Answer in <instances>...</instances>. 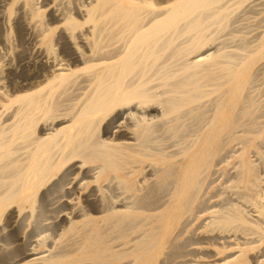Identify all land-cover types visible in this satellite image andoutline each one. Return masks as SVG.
Returning <instances> with one entry per match:
<instances>
[{"label":"bare ground","instance_id":"1","mask_svg":"<svg viewBox=\"0 0 264 264\" xmlns=\"http://www.w3.org/2000/svg\"><path fill=\"white\" fill-rule=\"evenodd\" d=\"M0 4V264H264V0Z\"/></svg>","mask_w":264,"mask_h":264},{"label":"rangeland","instance_id":"2","mask_svg":"<svg viewBox=\"0 0 264 264\" xmlns=\"http://www.w3.org/2000/svg\"><path fill=\"white\" fill-rule=\"evenodd\" d=\"M4 5V4H3ZM2 5L0 4V7H1ZM3 8H5V6H2ZM3 8H1L0 10L2 11V9ZM0 11V14L3 12V11H5V9H3V11L1 12ZM14 21V17H13V20H12V22ZM1 23H3V24H1L0 25V52H1V54L2 55H6V52H7V50H9L10 49V47H9V44H8V41L6 40V38H7V34H9L10 33V25H9V27H8V25H7V23H8V17L5 19V21L3 22V21H0ZM7 22V23H6ZM9 24V23H8ZM2 25H4V26H2ZM6 26L8 27L7 29H6ZM2 30V31H1ZM7 30V31H6ZM6 31V32H5ZM13 35H14V33L12 34V35H10L11 36V39L13 38ZM4 37H5V39H4ZM6 42V43H5ZM5 43V44H4ZM2 45V46H1ZM7 46V47H6ZM6 47V48H5ZM5 52V53H4ZM9 54V53H8ZM12 56H8V55H6L5 56V59L4 60H6L7 62H8V60L7 59H9V60H11L12 58H13V54H11ZM6 62V63H7ZM32 227H34V224H32Z\"/></svg>","mask_w":264,"mask_h":264}]
</instances>
